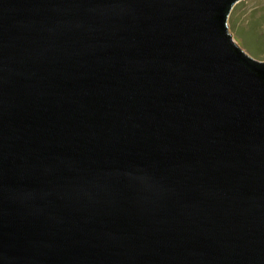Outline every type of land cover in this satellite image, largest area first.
I'll return each mask as SVG.
<instances>
[{"label": "water", "instance_id": "95a60500", "mask_svg": "<svg viewBox=\"0 0 264 264\" xmlns=\"http://www.w3.org/2000/svg\"><path fill=\"white\" fill-rule=\"evenodd\" d=\"M237 1L0 0V264H264Z\"/></svg>", "mask_w": 264, "mask_h": 264}, {"label": "rangeland", "instance_id": "374dc122", "mask_svg": "<svg viewBox=\"0 0 264 264\" xmlns=\"http://www.w3.org/2000/svg\"><path fill=\"white\" fill-rule=\"evenodd\" d=\"M228 25L234 39L251 57L264 60V0L237 1Z\"/></svg>", "mask_w": 264, "mask_h": 264}, {"label": "crops", "instance_id": "0c3cea01", "mask_svg": "<svg viewBox=\"0 0 264 264\" xmlns=\"http://www.w3.org/2000/svg\"><path fill=\"white\" fill-rule=\"evenodd\" d=\"M233 9V8H232ZM232 11V10H231Z\"/></svg>", "mask_w": 264, "mask_h": 264}, {"label": "trees", "instance_id": "16d2710c", "mask_svg": "<svg viewBox=\"0 0 264 264\" xmlns=\"http://www.w3.org/2000/svg\"><path fill=\"white\" fill-rule=\"evenodd\" d=\"M245 35V34H244Z\"/></svg>", "mask_w": 264, "mask_h": 264}]
</instances>
